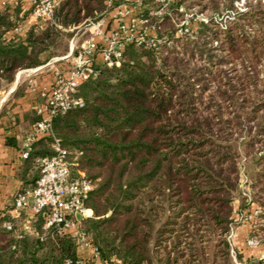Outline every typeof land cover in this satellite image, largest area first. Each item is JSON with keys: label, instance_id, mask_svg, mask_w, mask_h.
<instances>
[{"label": "trees", "instance_id": "obj_1", "mask_svg": "<svg viewBox=\"0 0 264 264\" xmlns=\"http://www.w3.org/2000/svg\"><path fill=\"white\" fill-rule=\"evenodd\" d=\"M54 1L52 18L34 20L23 35L15 30L32 14L30 3L24 13L20 3L0 9V91L9 89L20 71L40 66L43 54L55 56L68 35L64 30L96 23L122 3ZM180 2L167 4L158 17L144 10L143 25L155 24L172 39L164 25ZM232 2L208 0L202 8L219 13L233 9ZM150 4L153 0H141L143 8ZM213 25L209 21L189 35L180 53L174 46L162 45L157 53L126 45L119 66H102L79 86L74 98L83 107L54 116L51 135L30 146L22 191L34 187L39 160L53 154L54 138L67 153L71 175L81 171L91 182L83 201L91 216L78 220L77 231L91 241L102 264H200L214 240L215 258L228 262L225 237L239 195L241 154L260 163L250 184L251 201L260 208L251 234L264 244V86L258 73L264 63V6L249 5L223 29ZM211 84L214 91L205 97ZM234 135L243 138L241 148ZM30 223L33 234L3 218L0 264L81 260L74 234H45L41 215ZM236 260L241 262L239 254Z\"/></svg>", "mask_w": 264, "mask_h": 264}, {"label": "built area", "instance_id": "obj_2", "mask_svg": "<svg viewBox=\"0 0 264 264\" xmlns=\"http://www.w3.org/2000/svg\"><path fill=\"white\" fill-rule=\"evenodd\" d=\"M114 0H109L108 5ZM132 0H125L113 8L114 26L108 30L103 27L102 20L89 21L92 26V37L78 47L72 43L69 53L61 58H55L43 66L33 69L40 71L48 68L51 74L50 85L40 93V102L34 108V116L37 120L29 132L23 159L27 158L31 144L38 138L51 135L52 120L57 114H65L73 108H82L83 102L74 98L79 86L97 76L102 66H119L123 57L124 47L129 44L157 49L158 41L147 40L145 34L138 30L142 20L131 19L134 14ZM32 6V17L35 20H49L55 6L54 0H29ZM134 17V16H133ZM89 25V26H90ZM100 47V51L97 49ZM53 154L39 160L40 175L34 187L18 192L12 203V219H18L22 214L30 216L41 215L44 223L45 234L71 233L77 237L78 250H90L94 259H98L96 250L91 241L83 232H78L77 216L87 218L90 210L84 206L88 192L91 190V182L82 172L75 176L70 173V163L67 153L61 147L60 141L53 139ZM259 211L253 215L256 216ZM252 220V218H249ZM31 221H24L19 225L22 233L33 234ZM7 230L11 225H5ZM20 237V235H19ZM249 247H257L259 241L251 237L247 239ZM64 264H72L66 261ZM77 264H88L80 260ZM97 264H102L98 261Z\"/></svg>", "mask_w": 264, "mask_h": 264}, {"label": "rangeland", "instance_id": "obj_3", "mask_svg": "<svg viewBox=\"0 0 264 264\" xmlns=\"http://www.w3.org/2000/svg\"><path fill=\"white\" fill-rule=\"evenodd\" d=\"M176 0H153V4L155 5H145L143 8L141 6V0H132L133 7H135L134 14L131 15V19L137 18L138 20H141V18L144 17V10L149 11L153 17L161 16L163 11L165 10L167 4L172 3ZM208 0H204L202 2L198 3V0H181L180 5L178 7L177 13L172 14L170 16L169 25H164V27L168 28L167 30H171L173 32V38H169L167 31L162 29V35L160 34V30L156 27L157 25L152 24L149 27H145L143 23H139L138 30L145 34V38L147 40H153V42H159L157 49H153L155 52H159L160 46L165 45L166 47L174 46V50L176 52H182L181 48L186 42V38L189 35H195L197 34L201 29L202 25L209 23V21H212L214 24L213 26H217L218 29H223L226 25H228L229 22H231L237 13H243L247 10H249V5L251 7L260 4L261 6H264V0H232L233 2V9L225 10L224 12L215 13L211 11V9H203V4H206ZM21 1H15L14 4H11V8H14L16 3L19 4ZM125 3V0H122L123 4ZM25 16L22 20V22L26 21ZM32 17V15H30ZM134 16V17H133ZM33 20H35L32 17ZM22 22L19 25L18 29L15 30V33H18L21 35V26ZM92 23V22H91ZM87 22L86 24L71 30H64L65 34H68L67 36H64L59 44L57 45L55 49V56L56 58H61L63 56H66L69 53V48L71 43L78 47L82 43L86 42L92 37V33L90 31L91 25ZM161 28V27H160ZM21 31V32H20ZM212 48H215L217 46V42H213L211 44ZM166 51V50H165ZM164 56L167 55L166 53L163 54ZM181 57V56H180ZM198 67H203V62L199 61L196 63ZM230 65H227L224 67L225 69H228ZM35 69V68H34ZM49 70L48 68H45L43 71ZM21 72V71H20ZM259 73V79L262 80V85L264 86V63L259 67L258 69ZM48 74H50L48 72ZM26 81H22V78L18 81V90L22 91L26 86ZM15 83V81H14ZM13 83V84H14ZM11 85V87L13 86ZM209 88V90L204 94L206 97L207 95L213 93V84ZM11 87L9 89H11ZM262 88V87H261ZM235 142L234 145L237 148H241L240 143L243 138H236L234 135ZM264 138V137H262ZM264 140V139H262ZM262 145L261 143L257 144V147ZM260 151V149H259ZM261 155H264V151L261 152ZM238 166H239V172H240V182H239V195L236 196L235 200L233 201V210H232V223L230 224L229 232L226 235L225 239L229 244L230 249V255L228 262H224L220 258H215V254L218 252V244L217 241H211L208 246L206 247L205 254L200 256L199 261L200 264H237L236 262V251L232 247V238L236 232L237 228H243L247 227L248 225H254L258 223L259 216H260V208L255 203H253L251 200V189L250 184L253 182L254 178V172H257V170L260 168V163L258 161H251L247 160L245 156H242L238 160ZM81 172V171H79ZM83 173V172H82ZM256 211H259L256 216L253 217L254 213ZM90 214V213H88ZM252 218L250 220L249 218ZM260 227H257L259 229ZM252 234L247 238H251ZM259 244H262L260 239L255 237ZM205 245V244H203ZM264 245V244H262ZM206 246V245H205Z\"/></svg>", "mask_w": 264, "mask_h": 264}, {"label": "crops", "instance_id": "obj_4", "mask_svg": "<svg viewBox=\"0 0 264 264\" xmlns=\"http://www.w3.org/2000/svg\"><path fill=\"white\" fill-rule=\"evenodd\" d=\"M19 0H0V9L10 8L11 4ZM21 12L24 13L29 7L27 0H20ZM17 5V3L15 4ZM21 13V14H22ZM113 13L101 19L103 27L108 30L114 26ZM34 22L31 16L26 17L22 22L23 35L29 26ZM56 57L50 53L41 56V65L54 60ZM48 70L33 71V69L23 70L16 75L15 83L11 89L0 91V223L3 218L12 219V203L14 196L24 189L26 178L30 172H26L24 160L21 154L24 151L26 139L34 123V108L40 102V93L50 85L51 74ZM26 81L25 88L20 92L16 91L18 81ZM91 215V211H90ZM32 216L22 214L18 219H14L18 225L24 221H31ZM252 227L237 228L232 238V247L236 254L241 256V262L237 264H247L255 262L264 264V245L249 247L247 238L251 235ZM79 258L88 264H97L90 250H78Z\"/></svg>", "mask_w": 264, "mask_h": 264}, {"label": "water", "instance_id": "obj_5", "mask_svg": "<svg viewBox=\"0 0 264 264\" xmlns=\"http://www.w3.org/2000/svg\"><path fill=\"white\" fill-rule=\"evenodd\" d=\"M77 219H80V216H77Z\"/></svg>", "mask_w": 264, "mask_h": 264}]
</instances>
